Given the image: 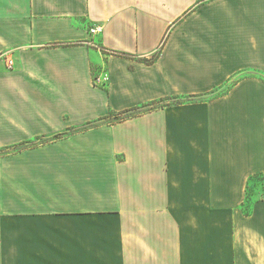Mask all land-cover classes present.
Here are the masks:
<instances>
[{
  "label": "crops",
  "instance_id": "1",
  "mask_svg": "<svg viewBox=\"0 0 264 264\" xmlns=\"http://www.w3.org/2000/svg\"><path fill=\"white\" fill-rule=\"evenodd\" d=\"M0 264H264V0H0Z\"/></svg>",
  "mask_w": 264,
  "mask_h": 264
},
{
  "label": "trees",
  "instance_id": "2",
  "mask_svg": "<svg viewBox=\"0 0 264 264\" xmlns=\"http://www.w3.org/2000/svg\"><path fill=\"white\" fill-rule=\"evenodd\" d=\"M120 55H124V54H120ZM158 55H159V50H158V52H156L151 58H149V59L143 58V59H140V61H142V62H144V63H146V64H147V63H151V62H153V61L156 59V57H157ZM131 111H134V110H125V111H123L122 113L117 114L116 120L113 121V122H117V121H121V120H123V119H126V118L129 116V114L132 113ZM111 115H112V114H109V115L106 116L105 118H102L101 121H105V120L110 119Z\"/></svg>",
  "mask_w": 264,
  "mask_h": 264
},
{
  "label": "built area",
  "instance_id": "3",
  "mask_svg": "<svg viewBox=\"0 0 264 264\" xmlns=\"http://www.w3.org/2000/svg\"><path fill=\"white\" fill-rule=\"evenodd\" d=\"M89 32L91 35H96L98 33V30L96 27H92V28H90ZM11 66H12V61L9 60L8 61V67L10 68ZM106 81H107L106 76H103V77L98 76L97 78L94 79V82L98 83V84L104 83Z\"/></svg>",
  "mask_w": 264,
  "mask_h": 264
},
{
  "label": "rangeland",
  "instance_id": "4",
  "mask_svg": "<svg viewBox=\"0 0 264 264\" xmlns=\"http://www.w3.org/2000/svg\"><path fill=\"white\" fill-rule=\"evenodd\" d=\"M95 46H97L98 47V45L97 44H95ZM116 117H117V115L115 116H112V117H110V119H108V120H105V121H101V122H97V123H107V122H113V121H115L116 120ZM62 135H56V136H52L51 138H49V139H54V138H58V137H61ZM48 138L46 139V140H42V139H39V140H35V144H37V143H40V142H43V141H47V140H49Z\"/></svg>",
  "mask_w": 264,
  "mask_h": 264
}]
</instances>
